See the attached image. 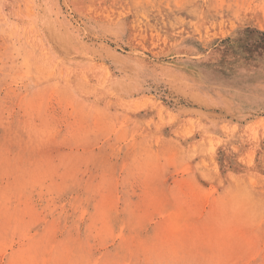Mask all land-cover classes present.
Instances as JSON below:
<instances>
[{
    "label": "rangeland",
    "instance_id": "obj_1",
    "mask_svg": "<svg viewBox=\"0 0 264 264\" xmlns=\"http://www.w3.org/2000/svg\"><path fill=\"white\" fill-rule=\"evenodd\" d=\"M0 264H264V0H0Z\"/></svg>",
    "mask_w": 264,
    "mask_h": 264
},
{
    "label": "bare ground",
    "instance_id": "obj_2",
    "mask_svg": "<svg viewBox=\"0 0 264 264\" xmlns=\"http://www.w3.org/2000/svg\"><path fill=\"white\" fill-rule=\"evenodd\" d=\"M138 1V0H137ZM76 18V17H75ZM157 22V21H156ZM124 36V35H123ZM19 38V37H18ZM124 39V38H123ZM103 44L105 43V44H112V43H110L109 41H107V42H105V39H103V41H101ZM121 42V44L125 47V46H127L128 45V42H126V41H120ZM124 47H122V48H124ZM111 58H113V59H117L118 61H121V60H124V58L123 57H118V56H116V52H114V51H110V53L108 54Z\"/></svg>",
    "mask_w": 264,
    "mask_h": 264
}]
</instances>
